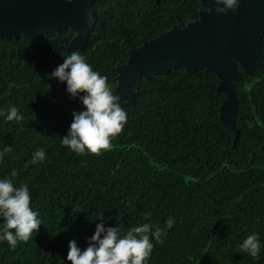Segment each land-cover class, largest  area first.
Here are the masks:
<instances>
[{
  "label": "trees",
  "instance_id": "obj_1",
  "mask_svg": "<svg viewBox=\"0 0 264 264\" xmlns=\"http://www.w3.org/2000/svg\"><path fill=\"white\" fill-rule=\"evenodd\" d=\"M199 7V0H96L98 20L84 48H65L75 35L71 28L34 40L0 38V111L16 106L24 117L0 116V151L12 149L0 161V178L16 169L15 186H29L42 220L15 250L0 240V264H71L69 241L86 248L100 215L106 227L123 232L143 223L165 228L174 218L148 264H264V248L259 259L238 248L253 232L264 244V103L252 96L264 80V60L253 77L238 66L235 88L238 100L241 92L244 97L236 139L220 120L225 95L216 75L177 68L137 80L135 101L122 102L127 123L111 150L77 155L61 144L72 113L83 110L66 83L50 76L64 56L79 50L115 87V73L102 68L105 59L125 62L128 44L184 24ZM39 148L45 162L25 168Z\"/></svg>",
  "mask_w": 264,
  "mask_h": 264
},
{
  "label": "water",
  "instance_id": "obj_2",
  "mask_svg": "<svg viewBox=\"0 0 264 264\" xmlns=\"http://www.w3.org/2000/svg\"><path fill=\"white\" fill-rule=\"evenodd\" d=\"M96 0H0V38L34 40L40 35L71 28L75 35L67 50L84 48L97 24L92 5ZM199 15L180 23L141 45L126 46L127 60L113 65L114 94L133 103L138 79L167 74L183 68L192 73L212 72L218 90L225 95L219 107L220 120L235 132L239 111L236 83L240 66L248 76L264 60V0H240L239 9L226 15L215 11V0H200ZM212 9V11H211ZM91 18V19H90Z\"/></svg>",
  "mask_w": 264,
  "mask_h": 264
},
{
  "label": "clouds",
  "instance_id": "obj_3",
  "mask_svg": "<svg viewBox=\"0 0 264 264\" xmlns=\"http://www.w3.org/2000/svg\"><path fill=\"white\" fill-rule=\"evenodd\" d=\"M239 5L240 0H215L214 8L217 13L226 15L229 11H237ZM50 76L66 83L70 98L79 99L83 105L82 111L72 113L73 120L67 134L62 136V146L77 155H100L102 151L111 150V141L127 123V112L121 105L120 96L114 94V85L108 82V77L94 70L79 50L64 56L63 63ZM0 116L7 121L17 122L24 118L16 106H10L6 113L0 111ZM11 151V147L5 146L0 151V161ZM46 158L44 149L39 148L32 153L25 168L29 164H41ZM10 176L0 178V221H3L0 240L7 241L9 248L15 250L18 242L26 243L33 233L39 232L42 220L38 211L31 206L29 186H15L16 169L11 171ZM97 220L100 222L96 223L86 248L81 249L76 240L69 241L67 260L71 264H148L155 245L164 244L167 229L175 224L174 218L169 217L165 221V228L143 223L123 232L120 226L106 227L107 220L103 215ZM238 248L240 253L259 259L264 244L259 234L253 232L239 243Z\"/></svg>",
  "mask_w": 264,
  "mask_h": 264
},
{
  "label": "rangeland",
  "instance_id": "obj_4",
  "mask_svg": "<svg viewBox=\"0 0 264 264\" xmlns=\"http://www.w3.org/2000/svg\"><path fill=\"white\" fill-rule=\"evenodd\" d=\"M117 63H116V61H112L111 59H105L102 62V68L109 70V69H112L113 65H115ZM114 76H116V73L114 74ZM252 96H253V99L257 105L264 103V80H261L255 84V86L252 89ZM239 97H240L239 98L240 103L242 104L244 93L241 92Z\"/></svg>",
  "mask_w": 264,
  "mask_h": 264
},
{
  "label": "flooded vegetation",
  "instance_id": "obj_5",
  "mask_svg": "<svg viewBox=\"0 0 264 264\" xmlns=\"http://www.w3.org/2000/svg\"><path fill=\"white\" fill-rule=\"evenodd\" d=\"M154 1H155V2H161V1H163V0H154ZM166 1H168V0H166ZM199 1H200V0H199ZM200 10H202L201 3H200V7H199V9H198L197 15H199ZM194 16H195V15H194Z\"/></svg>",
  "mask_w": 264,
  "mask_h": 264
}]
</instances>
